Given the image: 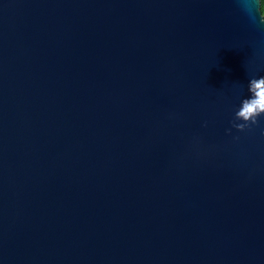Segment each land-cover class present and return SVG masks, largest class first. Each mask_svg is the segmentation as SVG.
<instances>
[{
    "label": "water",
    "instance_id": "1",
    "mask_svg": "<svg viewBox=\"0 0 264 264\" xmlns=\"http://www.w3.org/2000/svg\"><path fill=\"white\" fill-rule=\"evenodd\" d=\"M262 75L261 0H0V264H264Z\"/></svg>",
    "mask_w": 264,
    "mask_h": 264
},
{
    "label": "clouds",
    "instance_id": "2",
    "mask_svg": "<svg viewBox=\"0 0 264 264\" xmlns=\"http://www.w3.org/2000/svg\"><path fill=\"white\" fill-rule=\"evenodd\" d=\"M264 6V0H261ZM247 91L250 93L240 104L234 113L232 126L237 130H244L249 122L255 124L257 118L264 115V75L259 78H251L247 84ZM235 121H242L235 123Z\"/></svg>",
    "mask_w": 264,
    "mask_h": 264
},
{
    "label": "trees",
    "instance_id": "3",
    "mask_svg": "<svg viewBox=\"0 0 264 264\" xmlns=\"http://www.w3.org/2000/svg\"><path fill=\"white\" fill-rule=\"evenodd\" d=\"M262 15L264 16V6L261 4Z\"/></svg>",
    "mask_w": 264,
    "mask_h": 264
}]
</instances>
